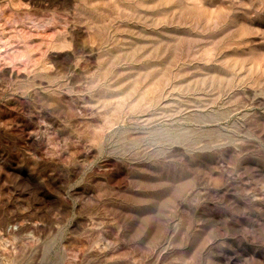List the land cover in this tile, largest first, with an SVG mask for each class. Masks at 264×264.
Listing matches in <instances>:
<instances>
[{"label": "rangeland", "instance_id": "1", "mask_svg": "<svg viewBox=\"0 0 264 264\" xmlns=\"http://www.w3.org/2000/svg\"><path fill=\"white\" fill-rule=\"evenodd\" d=\"M0 264H264V0H0Z\"/></svg>", "mask_w": 264, "mask_h": 264}]
</instances>
